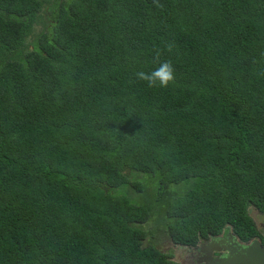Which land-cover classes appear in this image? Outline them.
I'll use <instances>...</instances> for the list:
<instances>
[{"label": "trees", "instance_id": "1", "mask_svg": "<svg viewBox=\"0 0 264 264\" xmlns=\"http://www.w3.org/2000/svg\"><path fill=\"white\" fill-rule=\"evenodd\" d=\"M156 3L0 0V264H178L158 241L258 236L264 0ZM169 44L175 80L149 89L134 74Z\"/></svg>", "mask_w": 264, "mask_h": 264}, {"label": "clouds", "instance_id": "2", "mask_svg": "<svg viewBox=\"0 0 264 264\" xmlns=\"http://www.w3.org/2000/svg\"><path fill=\"white\" fill-rule=\"evenodd\" d=\"M154 5L156 7L163 8V5L156 3V0H154ZM171 49H172V45H170V44L166 45V47L164 49H160L159 47L154 48L153 49V65L154 66L151 68V71H148V72L138 71V72H136L134 74L136 80L144 82L146 87L149 89L163 90V89L168 88L169 85L172 84L175 80V68H174V65H173V62L171 61V59L164 58L165 57L164 54L171 52ZM253 211H256V212H258V211L253 209V208L249 209L250 217L253 220L255 226L257 227L253 217L251 216V212H253ZM258 213L261 214L260 212H258ZM261 215H264V214H261ZM257 229H258V227H257ZM262 231H263L262 235H260V236L258 235L257 237H254L253 239L249 240L248 242H251L253 240H259L263 245L264 229ZM228 233H230L231 236L235 237L232 233V229L229 228V230L227 232H221L217 236H210V237H207L206 239L200 240L195 246H180V245H174L173 242H171L172 243L171 249H167L166 253H168L172 256L171 260L173 262H176L178 264H180L182 262L183 264H185L184 263L185 259L181 258L180 256L176 257L174 255L173 251H174V249H181L182 251H183V248L184 249H191L192 251H194V253H196L195 257L193 258V260L196 261V256H197L196 251H199L200 249H204L205 247H207L206 244L208 241H210V240L214 241L215 239H217L219 237H225ZM236 242L239 244L248 243V242H242L238 238H237Z\"/></svg>", "mask_w": 264, "mask_h": 264}, {"label": "water", "instance_id": "3", "mask_svg": "<svg viewBox=\"0 0 264 264\" xmlns=\"http://www.w3.org/2000/svg\"><path fill=\"white\" fill-rule=\"evenodd\" d=\"M236 241L237 238L230 233L215 239L204 249L196 251L197 264H264V246L259 240L241 244ZM214 253L218 256L213 257Z\"/></svg>", "mask_w": 264, "mask_h": 264}, {"label": "rangeland", "instance_id": "4", "mask_svg": "<svg viewBox=\"0 0 264 264\" xmlns=\"http://www.w3.org/2000/svg\"><path fill=\"white\" fill-rule=\"evenodd\" d=\"M132 199L134 200L135 204H140V205L150 202V197H149L148 192L147 193L143 192L139 195H134V197ZM251 216L253 217L257 227L260 228L261 230H263L264 229V215H261L258 212L253 211V212H251ZM154 225H158V221H154L152 223H147L146 228L148 227L149 229H152L154 227ZM144 227H145V225H144ZM171 245H172L171 241L166 237L165 239L163 238L160 241H158L156 244V247H158L164 253H166L167 249H171Z\"/></svg>", "mask_w": 264, "mask_h": 264}, {"label": "flooded vegetation", "instance_id": "5", "mask_svg": "<svg viewBox=\"0 0 264 264\" xmlns=\"http://www.w3.org/2000/svg\"><path fill=\"white\" fill-rule=\"evenodd\" d=\"M262 234H263V231L260 228H258V235L260 236ZM211 243H212V240L208 241L206 246H208V244L210 245ZM263 245H264V242H263ZM173 252H174V255L176 257H178V256H180L181 258L187 257V259H185V262H184L185 264H197L196 261L193 260V258L195 257L196 253H194V251H192L191 249H184L183 248V251L181 249H174ZM217 256H218V254H215V253L213 254V257H217Z\"/></svg>", "mask_w": 264, "mask_h": 264}]
</instances>
